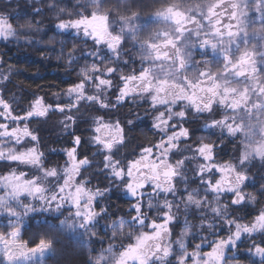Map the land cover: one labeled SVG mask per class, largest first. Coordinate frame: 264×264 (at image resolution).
<instances>
[{
    "label": "snow or ice",
    "instance_id": "6c2138e0",
    "mask_svg": "<svg viewBox=\"0 0 264 264\" xmlns=\"http://www.w3.org/2000/svg\"><path fill=\"white\" fill-rule=\"evenodd\" d=\"M155 3L145 13L120 0H35L17 24V9L0 13V39L46 45L68 77L9 97L17 73L0 52L7 264L49 251L56 264H252L241 251L264 264V171L253 173L264 169V0ZM46 11L55 32L37 40ZM53 117L63 146L46 153ZM113 196L128 198L123 215ZM45 214L62 227L45 219L20 239L25 218ZM63 227L73 235L56 249Z\"/></svg>",
    "mask_w": 264,
    "mask_h": 264
},
{
    "label": "trees",
    "instance_id": "16d2710c",
    "mask_svg": "<svg viewBox=\"0 0 264 264\" xmlns=\"http://www.w3.org/2000/svg\"><path fill=\"white\" fill-rule=\"evenodd\" d=\"M123 1V0H122ZM128 6L132 7L135 4L142 5L143 12H151L154 10L156 3L155 0H126ZM35 5V0H0V13H8L11 12L13 9H17L21 15L19 19L13 16L12 22L17 24L18 22H23L25 19H31V16H24L23 13L25 11L31 12L32 8ZM55 13L51 11H46L44 16H37L35 17L36 20H42L43 23L40 27L45 29L44 33H34V38L37 40L43 39L46 41L49 37L54 35V25L57 23L55 19ZM149 17L147 15L143 16V20L147 21ZM155 25L149 24V27H154ZM60 39L61 37H56ZM46 47V45L41 44L37 46H26L22 42L17 44L16 42H5L0 39V52L6 54L5 58L7 64L12 66L13 71L17 74L11 77V83L7 84L8 92L7 95L12 97L15 95L18 100L21 99L22 96H27L31 92L37 90V85L44 86L47 89L49 86L52 85H59L60 87H66L65 84L62 83L63 80H67L68 77L66 75V69L61 66V64H56L52 60H47L43 58V54L41 49ZM53 57V56H52ZM55 58V57H54ZM4 67V66H0ZM72 78H75V73L72 74ZM55 90V89H53ZM42 94V93H41ZM57 117H53L49 124L44 127L43 131L40 133L43 137L44 144L47 146L45 150L46 153L52 149H60L63 145L60 141L63 140V132L59 126H57ZM33 128L38 127L37 125L33 124ZM231 146H229L230 150ZM227 158V157H226ZM52 162L56 163H63V160L60 159L58 156H52ZM264 169L260 168V165L257 164L255 168H253V173L259 174ZM4 173L3 166L0 165V174ZM117 207V205H115ZM117 215H123L120 210L117 211ZM47 220L48 223L55 224L57 228H61L62 226L59 224L58 220H55L53 217L48 216L45 214L44 217H37L32 220L25 218L23 227L21 229V239L24 241H28L31 239V229L33 226L37 225L38 223L44 222ZM63 219V217H60ZM103 224V222H102ZM180 228L177 227L175 232L178 234ZM62 232L64 234V239L59 241L57 244L54 245L56 249H60L64 244L69 243L70 238L72 237L73 233L70 228L63 227ZM29 246H34L33 244H29ZM245 245L242 244L241 247L243 248ZM99 247V245H97ZM204 250H208L205 248ZM88 252L87 247H85V254L83 259H87ZM60 257L58 256L57 252L51 251L49 254H45L43 258H41L38 254L34 257L32 264H56V261ZM237 258L242 261H252V264H259L260 258L250 256V254L241 251L237 254ZM0 264H7V261L4 260L3 256L0 255Z\"/></svg>",
    "mask_w": 264,
    "mask_h": 264
},
{
    "label": "flooded vegetation",
    "instance_id": "af4514ba",
    "mask_svg": "<svg viewBox=\"0 0 264 264\" xmlns=\"http://www.w3.org/2000/svg\"><path fill=\"white\" fill-rule=\"evenodd\" d=\"M133 135L136 137V141L135 142H139V143H147V139L145 138V136L143 134L140 133V131H137L135 133H133ZM248 190H252V188H249ZM128 198L127 197H122L117 199L115 196H113L112 198V211L116 212L118 210H120L121 213H125L128 210V205L125 202ZM115 205H117V207H115ZM120 216V215H118Z\"/></svg>",
    "mask_w": 264,
    "mask_h": 264
},
{
    "label": "rangeland",
    "instance_id": "374dc122",
    "mask_svg": "<svg viewBox=\"0 0 264 264\" xmlns=\"http://www.w3.org/2000/svg\"><path fill=\"white\" fill-rule=\"evenodd\" d=\"M126 2V0H120V3L121 4H124ZM53 13V12H52ZM55 17V16H54ZM55 56L53 55L52 57V60L54 61V63L56 62V64H61V66H63V62L62 61H57L55 58ZM64 67V66H63ZM65 68V67H64ZM249 191H252V190H249ZM7 224H8V219L3 216V215H0V230H7ZM21 239V238H20ZM51 253V251L47 252L46 254H49ZM39 255V254H38ZM28 264H32V261H29Z\"/></svg>",
    "mask_w": 264,
    "mask_h": 264
}]
</instances>
